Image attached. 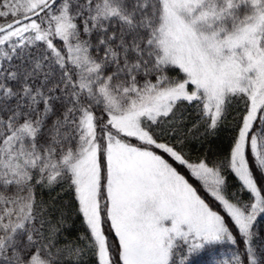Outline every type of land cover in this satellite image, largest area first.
<instances>
[{
	"label": "snow or ice",
	"instance_id": "snow-or-ice-1",
	"mask_svg": "<svg viewBox=\"0 0 264 264\" xmlns=\"http://www.w3.org/2000/svg\"><path fill=\"white\" fill-rule=\"evenodd\" d=\"M229 120L226 153L191 160L187 140ZM258 218L264 0H0V264H190L224 245L223 264H264Z\"/></svg>",
	"mask_w": 264,
	"mask_h": 264
},
{
	"label": "trees",
	"instance_id": "trees-1",
	"mask_svg": "<svg viewBox=\"0 0 264 264\" xmlns=\"http://www.w3.org/2000/svg\"><path fill=\"white\" fill-rule=\"evenodd\" d=\"M185 115L189 118L188 123L197 120L196 112L191 107L185 109ZM232 134V121L229 120L219 129L217 137H209L207 139L189 138L184 146V150L193 161L207 156L211 162L215 156L226 153ZM177 167L190 179V182L195 184L197 187H200L199 183L190 177L186 169L178 165ZM229 187L232 192H236L238 190L239 185L234 178L229 179ZM56 192L59 193V196L61 197L57 206L62 209L68 219L69 227L66 229L65 234L70 239H75L81 232L84 231V225L81 218L75 214L76 202L74 195L71 189L68 188L67 184L63 185L62 188L58 186ZM201 192L203 193V189H201ZM38 197L46 202L51 199L47 190L38 192ZM254 230L258 233H264V220L258 218L257 223L254 226ZM254 244L259 248L261 244H264V237L254 239ZM231 252L232 249L228 245L221 246L218 251L214 249H205L197 254H194L190 258V264H217L218 261L220 264H223V261L227 260L231 256ZM86 264H93L91 257L88 258Z\"/></svg>",
	"mask_w": 264,
	"mask_h": 264
}]
</instances>
